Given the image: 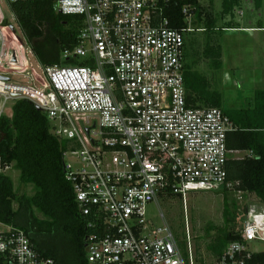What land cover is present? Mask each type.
<instances>
[{
	"label": "built area",
	"instance_id": "obj_1",
	"mask_svg": "<svg viewBox=\"0 0 264 264\" xmlns=\"http://www.w3.org/2000/svg\"><path fill=\"white\" fill-rule=\"evenodd\" d=\"M48 1L61 15L82 17L77 43L62 57L89 63L42 67L48 84L40 89L12 82L9 74L30 69L26 47L9 41L10 54L0 56V76L7 77L0 79V116L9 101L27 98L66 143L64 179L90 231L87 264H264L259 200L245 205L238 239L208 262L197 259L188 238L183 252L167 226L146 218V207L160 195L185 202L190 191L235 185L226 163L238 151L227 148L226 138L237 127L220 108L192 107L186 100L185 35L194 30L193 5H182L186 26L174 28L164 12L181 0ZM242 4L233 20L243 16ZM3 32L0 27L1 49ZM260 131L264 137V127ZM0 254L8 264H55L16 228L0 232Z\"/></svg>",
	"mask_w": 264,
	"mask_h": 264
},
{
	"label": "trees",
	"instance_id": "obj_2",
	"mask_svg": "<svg viewBox=\"0 0 264 264\" xmlns=\"http://www.w3.org/2000/svg\"><path fill=\"white\" fill-rule=\"evenodd\" d=\"M242 0H222L221 15L231 17L223 28L235 25L234 9ZM9 3L11 12L32 54L42 66L85 65L89 62L78 57L63 58L65 49L77 43L82 17L64 16L53 10L48 0H26ZM193 5L194 17L202 20L204 29H213L216 17L212 1L203 6L198 0L172 2L164 12L169 26L183 28L185 16L183 4ZM259 10L262 0H250ZM194 21V20H193ZM3 26L8 22L4 18ZM194 23V22H192ZM221 47L210 37L202 50V56L211 61L215 69L221 66ZM184 85L187 104L192 107H218L237 127L226 138L227 148L247 151L242 158L230 157L226 163L227 179L240 191L256 195L264 205V89H255L252 102L245 107H224L218 90L212 88L205 74L188 63L184 64ZM66 143L57 137L46 113L27 98L17 99L10 117L0 116V166L10 165L19 171V181L31 184V196L18 195L11 178L0 173V223L23 230L43 256L55 264H87L84 238L90 233L86 218L77 208L71 185L64 179L63 152ZM17 203V208L13 204ZM37 212L42 218L37 216ZM243 220V213H242ZM233 228V226H232ZM239 237V230L218 229L209 244V252L218 256L227 243ZM58 239L53 246L51 239ZM0 264H8L0 254Z\"/></svg>",
	"mask_w": 264,
	"mask_h": 264
},
{
	"label": "rangeland",
	"instance_id": "obj_3",
	"mask_svg": "<svg viewBox=\"0 0 264 264\" xmlns=\"http://www.w3.org/2000/svg\"><path fill=\"white\" fill-rule=\"evenodd\" d=\"M198 1L203 6H207L212 1L216 23L213 29L206 30L203 21L194 17V21L192 20L194 30L185 35L188 45L186 52H190V59H205L202 56V50L209 37L213 43L220 45L222 66L215 69L210 67L209 62L207 64L206 60H202L199 68L207 72L212 71L218 78L212 88L221 93L224 107L248 106L252 102L254 90L264 89V0L259 10L251 8L247 0H243L241 7L244 14L242 17L235 16L234 19L238 28L229 29H221L226 26V21L229 19V16L223 18L221 15L222 0ZM4 18L8 22L7 26H3ZM0 23L4 38H7V44L3 46V49L0 48V52L5 51L3 55L8 56L10 54L8 42L17 44L19 41L26 47L25 59L30 67L27 73L9 74L8 77L12 82L28 84L38 89L43 88L48 84L47 78L42 66L30 51L7 0H0ZM200 28L204 30H199ZM208 74L214 76L211 73ZM12 103L11 100L6 104L5 115L10 114ZM245 154H247L246 151L234 152L231 157L242 158ZM66 159L69 161L70 156L68 155ZM10 167V165L7 168L0 166V173L3 172L11 178L18 195L31 196L34 192L32 185L22 184L19 181V171ZM255 200H258L255 194L237 190L235 185L221 191H190L186 195L185 202L179 195L163 194L157 198L156 203L148 204L146 218L155 227L167 226L183 252L186 251V238H188L197 259L208 262L212 258L208 246L217 230L228 231L233 228L239 230L245 205ZM13 207L17 208V203H14ZM37 216L42 218L38 212ZM8 229L10 228L0 223V232L8 231ZM51 242L53 246L59 244L56 238L51 239Z\"/></svg>",
	"mask_w": 264,
	"mask_h": 264
},
{
	"label": "crops",
	"instance_id": "obj_4",
	"mask_svg": "<svg viewBox=\"0 0 264 264\" xmlns=\"http://www.w3.org/2000/svg\"><path fill=\"white\" fill-rule=\"evenodd\" d=\"M251 6V5H250ZM251 8H252V6H251ZM260 23V21L258 22V24ZM258 26V25H257ZM240 29V28H239ZM247 29V28H246ZM251 28H249V29H247V30H250ZM186 47H188V45H187V43H186V41H185V63H188L189 65H192L195 69H197V70H204L205 72L203 73V74H205L206 76H207V78L211 81V85H212V87H213V84L215 85L216 83H217V77L215 76V74L212 72V71H210V72H207L205 69H202V68H199V66L201 65V61L202 60H206V62H207V64H208V62H209V64L211 65V61H209V60H207L206 58L205 59H190V52L189 53H187L186 52ZM190 51V50H189ZM221 52H222V49H221ZM5 53V51L4 52H0V56H3V54ZM203 58H204V56H203ZM220 62H221V66H222V54H221V58H220ZM28 64V63H27ZM220 66V67H221ZM210 67H212V65L210 66ZM28 68H30L29 67V64H28ZM201 72V71H200ZM208 73H211L212 75H214V76H210V74H208ZM13 104L14 103H12V106H13ZM5 108H6V105H5V107H4V110H5ZM11 114H12V107H11V111H10V114L9 115H6L7 117H10L11 116ZM4 115H5V112H4ZM239 152V151H238ZM245 155H247V154H245ZM244 155V156H245ZM10 168H12V164H10ZM9 170V169H8ZM3 173V172H2ZM5 226H7V225H5ZM7 227H9V226H7ZM10 228V227H9ZM9 230V229H8ZM5 232V231H4Z\"/></svg>",
	"mask_w": 264,
	"mask_h": 264
},
{
	"label": "water",
	"instance_id": "obj_5",
	"mask_svg": "<svg viewBox=\"0 0 264 264\" xmlns=\"http://www.w3.org/2000/svg\"><path fill=\"white\" fill-rule=\"evenodd\" d=\"M11 60H12L13 62L15 61L14 55H12ZM0 79H7V77H2V76H0Z\"/></svg>",
	"mask_w": 264,
	"mask_h": 264
}]
</instances>
